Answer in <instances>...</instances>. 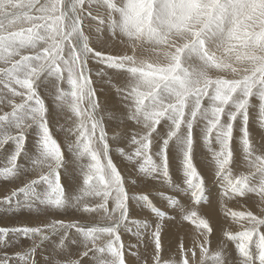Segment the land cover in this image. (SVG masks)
Listing matches in <instances>:
<instances>
[{
  "label": "snow or ice",
  "instance_id": "6c2138e0",
  "mask_svg": "<svg viewBox=\"0 0 264 264\" xmlns=\"http://www.w3.org/2000/svg\"><path fill=\"white\" fill-rule=\"evenodd\" d=\"M100 2L87 0L88 5ZM85 3L86 0H0V63L5 65L0 67V84L13 97H20L19 103L9 100L10 112L0 114V149L8 143L14 145L6 166L0 167V177L13 179L20 174L18 158L25 154L26 130L33 126L38 129L39 138L31 164L34 169L47 168L46 173L14 190L0 204L29 210H38V206L60 209L69 204L58 171L63 166L64 156L51 135L47 107L38 92L42 77L55 78L68 85L67 90L57 88L58 104L67 107L77 118L74 155L77 161H87L80 163L81 195L73 200L79 204L85 197L99 198L101 203L95 208L85 204L84 210L102 209L106 214L111 202V214L118 212L119 218L107 225L84 227L60 220L44 227H0V242L7 243L5 238L10 233L28 238L38 236L41 241H47L63 229L64 235L57 245L63 248L68 237L66 230L75 228L85 248L90 242L91 251L107 253L110 257L97 256L96 264H126L119 228L127 221L129 196L124 179L109 156L104 128L95 115L99 105L92 80L86 74L93 48L81 27ZM102 3L108 9V19H101L100 24L106 23L112 35L119 32L134 50L137 44L152 45V51L164 57L163 63H153L137 61L134 56L94 53L109 68L121 70L130 77L123 100L127 102V118L144 129L143 134H134L131 138L135 148L129 158L141 161L139 170L167 180L169 151L174 144L182 157L184 185L193 203H199L204 196V181L193 163V133L196 122L204 121L203 142L212 152L224 194L243 196L245 192L258 191L264 195V155L254 154L247 128L250 98L254 96L260 101L259 115L264 124V0H120L119 3L102 0ZM229 71L238 78L213 74ZM13 85L23 91H17ZM238 118L243 121L245 159L254 173L234 176L230 167L231 142L233 122ZM161 125H167L168 130L157 145V162L151 150L154 136L161 135L158 127ZM213 143L218 149L212 147ZM256 175L259 184L252 185L251 180ZM38 187L43 190L38 192ZM135 199L142 201L156 216H165L151 204L147 195H138ZM169 204L174 205V201L170 200ZM230 214L247 222L242 230L226 234L235 243L240 264H264V217L250 211H231ZM184 219L211 232L208 222L198 217L195 210L189 211ZM144 227L149 225L145 223ZM152 235L156 248L154 261L161 264L159 225ZM102 237L109 239L97 246L96 241ZM208 243L205 240L200 245L199 264H225L223 252H210L206 247ZM190 251L191 262L181 245L180 260L163 264H193L196 253ZM35 252L36 247H33L17 254L16 258L21 264H37ZM88 255L89 252L84 251L80 260H68L64 264H82ZM0 264H11V261L0 259Z\"/></svg>",
  "mask_w": 264,
  "mask_h": 264
},
{
  "label": "rangeland",
  "instance_id": "374dc122",
  "mask_svg": "<svg viewBox=\"0 0 264 264\" xmlns=\"http://www.w3.org/2000/svg\"><path fill=\"white\" fill-rule=\"evenodd\" d=\"M116 2L119 3L120 0H116ZM93 17H97V19H93ZM101 19L105 21L108 19V9L103 5L102 0L100 3L92 5H88L86 0L81 27L85 35L89 37L90 47L93 48V53L89 55L87 60L86 74L92 80L95 100L99 105L95 115L100 120L106 133V140L110 149L109 156L121 173L129 196L127 221L122 222L119 228L126 264H155L156 248L152 234L156 231L157 225H159L160 230L161 264L164 261H179L181 245H183L190 262L192 261L190 250L195 251L193 264H199L200 245L205 240L209 241L206 247L209 248L210 252H223L225 264H240V257L235 248V243L230 241L226 234H234L242 230V226H246L247 222L233 218L230 214L231 210L238 212L250 211L258 217H264V195H261L258 191L245 192L243 196L224 194V184L216 175L217 169L212 158V152L203 142L202 129L204 121L196 122L193 133V163L204 181V196L199 203H193L191 193L184 185L182 157L174 144L171 145L169 151V178L167 180L163 176L154 178L139 170L141 161L135 157L129 158L135 148L131 143V138L134 134L137 136L143 134L144 129L141 125H137L135 121L127 118L128 109L125 107L127 102L123 100L125 90L129 87L130 77L121 70L109 68L94 53L100 52L103 56H134L137 61L145 60L153 63H163L164 57L160 52L152 51L153 46L149 44H137L134 50L126 37L119 32L112 35L107 29L106 23L101 25ZM98 28L101 30L97 31ZM0 67H5V65L0 63ZM213 74L223 75L225 78H238L236 74L230 71L214 72ZM13 87H16L17 91H23L18 86L13 85ZM58 87L64 90L68 89L66 82L57 81L55 78L42 77L38 83V92L47 107L49 130L60 145L64 156L63 166L58 171L69 204L67 207L60 209L38 206V210H29L27 207L17 208L15 206L9 208L0 204V227L10 229L25 226L44 227L56 220L63 221L65 224H78L84 227L94 224L107 225L113 219L119 218L118 212L111 214L113 206L111 202L108 205L109 214H106L102 209L84 210L85 204L95 208L96 205L101 203L99 198L85 197L79 204L73 200V197L81 195L80 189L83 180L80 163H87V161H77L74 155V145L78 134L75 131L77 118L67 107L58 104L56 100ZM9 100L19 103L20 97H13L0 84V114L11 111ZM259 105L260 101L257 97L250 98L247 128L250 142L255 150L254 154L264 155V124L260 120ZM84 107H87L86 103ZM223 119L226 120L227 118L223 117ZM233 123L234 131L231 142L233 159L230 165L233 175L240 176L254 173V169L249 166L243 152L242 118H238ZM158 127L161 135L154 136L151 150L157 162H159L158 157L155 155L158 150L157 145L162 142L163 134H166L168 130L167 125ZM12 131L15 134L16 130L13 129ZM98 135L99 131H97ZM38 138V129L35 126L26 130L25 154L18 158L20 174L13 179L0 177V201L11 195L14 190L23 187L24 184L47 172L46 167L34 169L31 164V158L37 153ZM212 147L218 149V146L214 143ZM13 148L14 145L8 143L3 149H0V167L6 166L7 156ZM121 150H123V153ZM251 183L252 185H258L259 176H254ZM42 190V187L37 188L38 192ZM211 192L216 195V200L212 203L205 200V197L212 198ZM142 194L147 195L151 204L165 213L163 218L156 216L142 201L135 199L136 196ZM20 199H24L22 195ZM170 200L174 201V205L169 204ZM192 210L197 212L198 217L208 222L211 228L210 233L184 219V216ZM220 217L222 218L219 220ZM145 223L149 227L145 228ZM214 223L216 224L214 225ZM232 224H236L241 229L239 230L236 225L233 226ZM64 231L62 229L55 235H51L47 241H41L38 236L28 238L10 233L5 238L7 243L0 242V259L7 258L11 261V264H21V261L16 258L17 254L33 247H36L34 259L37 264H64L68 260H80L81 253L84 251H88L89 255L83 258L82 264H96L95 258L97 256L102 259H110L107 253L99 254L91 251L92 244L90 242L85 248L84 242L76 233L75 228L66 230L68 237L65 240V245L63 248H58L57 245L60 243ZM108 239V237H102L97 240V246L104 245ZM73 240L76 243H72Z\"/></svg>",
  "mask_w": 264,
  "mask_h": 264
},
{
  "label": "bare ground",
  "instance_id": "6f19581e",
  "mask_svg": "<svg viewBox=\"0 0 264 264\" xmlns=\"http://www.w3.org/2000/svg\"><path fill=\"white\" fill-rule=\"evenodd\" d=\"M21 160H22V159H21ZM204 169H205V167H204ZM205 172H207V171H205ZM205 174H206V173H205ZM206 175H208V174H206ZM64 177H66V176H64ZM207 178H208V177H207ZM70 182H71V181H70ZM212 192H213V191H212ZM212 192L210 193V194H212V198L205 197V200H206L207 202L212 203L213 201L216 200V195H213ZM203 204H204V203H203ZM208 206H210V205H208ZM211 208H212V206H211ZM229 210H230V209H229ZM232 210H233V209H232ZM232 210H231V211H232ZM233 211H234V210H233ZM228 212H229V211H228ZM217 215H218V213H217ZM210 216H211V215H210ZM218 217H219V216H218ZM221 218H222V217H220L219 220H220ZM219 220H218V221H219ZM150 223H151V222H150ZM150 223H149V224H150ZM215 224H216V223H214V225H215ZM232 225H233V224H232ZM234 225H236V224H234ZM234 225H233V226H234ZM236 226H237V225H236ZM237 227H238V226H237ZM216 228H217V227H216ZM233 228H234V227H233ZM238 228H239V227H238ZM190 229H191V228H190ZM231 229H232V228H231ZM236 229H237V228H236ZM240 229H241V228H239V230H240ZM165 231H166V230H165ZM233 232H234V231H233ZM170 238H171V237H170Z\"/></svg>",
  "mask_w": 264,
  "mask_h": 264
}]
</instances>
